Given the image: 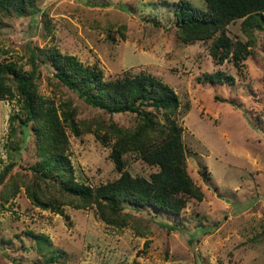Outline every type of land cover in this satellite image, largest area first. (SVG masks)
I'll return each instance as SVG.
<instances>
[{"label": "rangeland", "instance_id": "rangeland-1", "mask_svg": "<svg viewBox=\"0 0 264 264\" xmlns=\"http://www.w3.org/2000/svg\"><path fill=\"white\" fill-rule=\"evenodd\" d=\"M175 2L0 0V61L26 72L32 56L36 92L74 108L80 131L65 127V133L77 181L94 186L119 175L110 146L94 130L103 131L109 121L132 128L137 115L85 102L54 76L44 53L49 46L95 65L104 78L145 72L169 85L178 100L174 117L184 168L202 192L176 212L122 200L120 226L101 220L93 205L62 204L67 222L34 204L23 183L33 180L28 165L35 161V136L13 85L0 98V264H264V30L254 28L249 38L242 17L229 20L224 33L246 51L238 65L230 53L218 62L209 54L212 37L177 36ZM215 70L232 81L207 79ZM83 120L89 127L79 124ZM121 158V170L133 176L148 178L158 168L131 151ZM38 232L48 238L47 247L35 240Z\"/></svg>", "mask_w": 264, "mask_h": 264}, {"label": "trees", "instance_id": "trees-1", "mask_svg": "<svg viewBox=\"0 0 264 264\" xmlns=\"http://www.w3.org/2000/svg\"><path fill=\"white\" fill-rule=\"evenodd\" d=\"M205 4V8H200L189 0H176L173 12L177 36L182 41L212 37L209 43L211 57L220 62L230 53V58L238 65L246 48L243 42L224 33L225 24L235 17H242V29L248 28L247 34L251 38L254 28L264 30V0H205ZM44 53L55 69L54 76L85 102L108 113L134 112L137 122L134 127L125 128L109 121L103 131L94 130L95 136L110 146L108 156L113 167L120 171L116 178L94 186L77 181L66 151L65 127L77 134L80 126L74 120V108L69 100L63 99L56 104L36 92L32 56L30 69L26 72L18 70L10 61H0V98L10 94L11 86L16 87L25 110L23 121H30L35 136V161L28 165L33 180L23 183L34 204L50 208L66 220L68 215L62 204L73 207L93 205L101 220L120 226L124 222L122 200L176 212L188 197L201 198V190L184 168L183 145L179 137L181 128L174 117L178 100L169 85L145 72H124L104 78L95 65L83 64L55 47H45ZM206 77L232 81L230 75L220 70L207 73ZM146 106H151L157 115L144 108ZM89 122L83 120L79 124L89 127ZM109 139H112L110 143ZM126 151L136 153L158 168L150 172L148 178L130 175L121 170V155ZM7 193L8 186L3 195L7 197ZM33 236L40 247H47L49 240L45 235L38 232ZM47 259L52 261L51 257Z\"/></svg>", "mask_w": 264, "mask_h": 264}]
</instances>
